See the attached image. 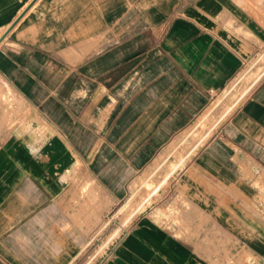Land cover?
Listing matches in <instances>:
<instances>
[{
    "label": "crops",
    "instance_id": "obj_1",
    "mask_svg": "<svg viewBox=\"0 0 264 264\" xmlns=\"http://www.w3.org/2000/svg\"><path fill=\"white\" fill-rule=\"evenodd\" d=\"M263 45L264 0H0L1 237L66 258L63 169L120 199L156 153L192 152L180 198L264 264V73L242 82ZM118 245L106 263L213 264L150 214Z\"/></svg>",
    "mask_w": 264,
    "mask_h": 264
},
{
    "label": "rangeland",
    "instance_id": "obj_2",
    "mask_svg": "<svg viewBox=\"0 0 264 264\" xmlns=\"http://www.w3.org/2000/svg\"><path fill=\"white\" fill-rule=\"evenodd\" d=\"M260 64L258 72L247 65L243 83L264 73V45ZM192 154L156 153L153 163L126 186L127 192L120 199H114L86 169L73 165L63 169L68 181L53 203L77 229L81 243L66 258L53 257L43 255L39 248L30 253L23 250L16 230L2 237L0 233V264H15L2 251L16 257L20 264H112L106 263V258L115 259L120 240L144 214H150L213 264H254L253 253L241 244V232L229 230L222 225L221 217L208 215L199 205L180 198L175 177ZM62 171L52 173L59 175Z\"/></svg>",
    "mask_w": 264,
    "mask_h": 264
},
{
    "label": "water",
    "instance_id": "obj_3",
    "mask_svg": "<svg viewBox=\"0 0 264 264\" xmlns=\"http://www.w3.org/2000/svg\"><path fill=\"white\" fill-rule=\"evenodd\" d=\"M31 2H33V1H31ZM24 12V11H23ZM18 20V18L15 20V21H13V23L6 29V31L3 33V35L2 36H4L5 34H6V32L15 24V22Z\"/></svg>",
    "mask_w": 264,
    "mask_h": 264
}]
</instances>
